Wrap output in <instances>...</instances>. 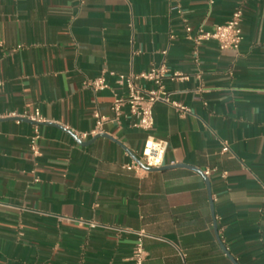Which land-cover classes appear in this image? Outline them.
Here are the masks:
<instances>
[{
  "label": "crops",
  "instance_id": "1",
  "mask_svg": "<svg viewBox=\"0 0 264 264\" xmlns=\"http://www.w3.org/2000/svg\"><path fill=\"white\" fill-rule=\"evenodd\" d=\"M237 8L238 50L194 41ZM163 61L187 113L156 103L146 131L125 109L79 137L119 75ZM149 137L166 168H125ZM142 230L143 264H264V0H0V264H131Z\"/></svg>",
  "mask_w": 264,
  "mask_h": 264
},
{
  "label": "built area",
  "instance_id": "2",
  "mask_svg": "<svg viewBox=\"0 0 264 264\" xmlns=\"http://www.w3.org/2000/svg\"><path fill=\"white\" fill-rule=\"evenodd\" d=\"M242 8H237L232 17L225 23L217 24L213 29L206 30L198 29L193 37L196 43H202L214 40L218 43L220 49L238 50L243 40L242 31ZM186 31L189 35L193 33V29L187 25ZM166 54L167 52L164 51ZM185 80L188 76L182 72H175L169 75L168 65L163 61L160 65H154L147 71L141 73H131L129 75H119L117 83L127 87V93L117 95L112 103V117H107L96 109L93 113L96 119V126L89 132L82 133L79 137L86 140L92 136H97L103 133L104 124L110 120L118 121L127 109L129 115L136 119L134 126L142 130H151L154 126V106L156 103L163 102L174 105L183 114L188 112V108L173 100L171 92L165 86L166 79ZM138 81L147 82L151 87H145L139 84ZM88 87L95 92L105 89L108 85L105 75L96 77L87 82ZM27 117L36 123L35 133L31 137V147L35 155L39 154V140L41 134L38 128V123L43 122V118L39 114H30ZM167 150V142L164 140L154 139L149 137L146 141L141 157V163L133 162L125 165V168L136 170L137 172L146 170V168L160 169L165 165V156ZM230 145L224 142L221 148V153H228ZM146 167V168H145ZM206 175L210 174L209 170L203 172ZM225 176L226 173H223ZM95 225V223H92ZM138 240L133 249L131 264H143L147 253L144 248V237L147 236L145 231H139Z\"/></svg>",
  "mask_w": 264,
  "mask_h": 264
},
{
  "label": "water",
  "instance_id": "3",
  "mask_svg": "<svg viewBox=\"0 0 264 264\" xmlns=\"http://www.w3.org/2000/svg\"><path fill=\"white\" fill-rule=\"evenodd\" d=\"M101 135H103V136H106L105 134H101ZM88 142H81V144H87ZM137 162H139L140 164H142L141 163V161L139 160V159H137ZM146 168V167H145ZM164 168H166L165 166L164 167H162V168H160V169H164ZM147 170H159V169H152V168H146ZM199 172H202V171H199Z\"/></svg>",
  "mask_w": 264,
  "mask_h": 264
}]
</instances>
